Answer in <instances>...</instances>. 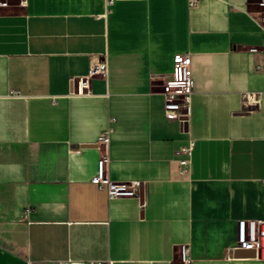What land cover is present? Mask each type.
Wrapping results in <instances>:
<instances>
[{
	"label": "crops",
	"instance_id": "crops-1",
	"mask_svg": "<svg viewBox=\"0 0 264 264\" xmlns=\"http://www.w3.org/2000/svg\"><path fill=\"white\" fill-rule=\"evenodd\" d=\"M0 9V264H264L236 249L264 217V30L258 0H7ZM251 47H258L251 51ZM189 52L185 121L167 115L174 54ZM107 76L77 94V77ZM248 92L260 93L245 104ZM173 111H177L172 109ZM110 131L107 149L99 136ZM192 137L181 172L176 151ZM109 156L110 197L95 182Z\"/></svg>",
	"mask_w": 264,
	"mask_h": 264
},
{
	"label": "built area",
	"instance_id": "built-area-1",
	"mask_svg": "<svg viewBox=\"0 0 264 264\" xmlns=\"http://www.w3.org/2000/svg\"><path fill=\"white\" fill-rule=\"evenodd\" d=\"M112 1V0H110ZM200 0H189L191 6L199 4ZM9 5L7 0H0V9ZM258 10L253 15L257 23L264 30V0L257 1ZM264 48V46H263ZM251 51H257L258 47H251ZM258 68L264 70V64L258 65ZM109 65L106 61H98L90 65L85 75L77 77V94L88 95L91 93V79L95 76H107ZM193 76L191 68V55L189 52L179 51L174 54V69L172 77L166 81L165 94L167 100H175L166 104L167 115H174L185 121L186 115L189 113V105L191 95L193 93ZM182 102L180 103V100ZM260 100V93L248 92L244 95L245 104H256ZM184 108V109H183ZM175 109L177 111H173ZM111 141L110 131L107 130L98 138V144L108 148ZM195 140L190 137L186 144L180 147L176 154L182 155L179 159L181 172H185L188 168ZM109 156L105 153L98 160V171L93 180L102 186H106L110 197L133 196L137 194L141 183L139 181H114L107 175V163ZM239 235L236 241V249L254 250L256 254L264 257V217L259 218H242L238 221ZM182 264H191L189 256V246L182 244L180 246ZM49 264H111L110 260L105 261H75L60 260L50 262ZM167 264H177L176 261L170 260Z\"/></svg>",
	"mask_w": 264,
	"mask_h": 264
},
{
	"label": "rangeland",
	"instance_id": "rangeland-1",
	"mask_svg": "<svg viewBox=\"0 0 264 264\" xmlns=\"http://www.w3.org/2000/svg\"><path fill=\"white\" fill-rule=\"evenodd\" d=\"M180 100V103L182 102V100L181 99H179ZM184 109V108H183Z\"/></svg>",
	"mask_w": 264,
	"mask_h": 264
}]
</instances>
